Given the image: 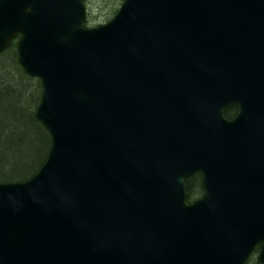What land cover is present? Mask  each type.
Segmentation results:
<instances>
[{
  "label": "water",
  "instance_id": "obj_1",
  "mask_svg": "<svg viewBox=\"0 0 264 264\" xmlns=\"http://www.w3.org/2000/svg\"><path fill=\"white\" fill-rule=\"evenodd\" d=\"M85 21L81 0H0V54L18 36L50 139L32 177L0 183V264H246L257 246L264 264V0Z\"/></svg>",
  "mask_w": 264,
  "mask_h": 264
},
{
  "label": "trees",
  "instance_id": "obj_2",
  "mask_svg": "<svg viewBox=\"0 0 264 264\" xmlns=\"http://www.w3.org/2000/svg\"><path fill=\"white\" fill-rule=\"evenodd\" d=\"M83 26L90 27L88 19ZM13 74L18 76L19 82L15 87L7 86V83L12 84ZM27 80L30 79L17 63L16 42L12 41L8 49L0 55V123L3 127L1 136L5 142L4 147L0 146V153L4 154V159H0V183L27 180L42 165L49 150V137L34 120V110L40 98V86L37 83V90L28 94ZM234 112V109L230 108L224 115L229 119ZM17 132L22 134L19 139L16 138ZM199 187V176H194L186 182L188 202L197 197ZM251 261L258 264L256 259ZM247 264H250V261Z\"/></svg>",
  "mask_w": 264,
  "mask_h": 264
},
{
  "label": "rangeland",
  "instance_id": "obj_3",
  "mask_svg": "<svg viewBox=\"0 0 264 264\" xmlns=\"http://www.w3.org/2000/svg\"><path fill=\"white\" fill-rule=\"evenodd\" d=\"M123 0H83V3L86 6L87 13H88V22L90 27H96L102 24L107 23L109 20L112 19V17L115 15L117 10L119 9L120 5L122 4ZM13 76V82L12 84L7 83L6 85H11V87H15L16 83L18 81V76L15 74ZM30 79V78H29ZM27 88H28V94L32 93L33 91L37 90V80L36 79H30L26 81ZM36 109V108H35ZM35 111V110H34ZM33 127V125H32ZM31 127V128H32ZM3 132V127L0 123V146L4 147L5 142L3 137L1 136ZM22 137L21 132H17L16 138L19 139ZM0 159H4V154L0 153ZM256 252L254 253V255ZM252 256L250 259V264H253L251 260H255L256 256Z\"/></svg>",
  "mask_w": 264,
  "mask_h": 264
},
{
  "label": "bare ground",
  "instance_id": "obj_4",
  "mask_svg": "<svg viewBox=\"0 0 264 264\" xmlns=\"http://www.w3.org/2000/svg\"><path fill=\"white\" fill-rule=\"evenodd\" d=\"M230 108H231V109H234V111H235V112H234V115H233L231 118H229L230 120H233V119L236 117L237 113H238V109H237L236 106H231V107H228V108L224 109V110H223V113L225 114V112H226L228 109H230ZM45 159H46V158H45ZM44 161H45V160H44ZM42 164H43V163H42ZM40 167H41V166H40ZM40 167H39V168H40ZM39 168H38V169H39ZM37 171H38V170H37ZM37 171H36V172H37ZM36 172H35V173H36ZM35 173H34V174H35ZM34 174H33V175H34ZM33 175H32V176H33ZM32 176H31V177H32ZM29 178H30V177H29ZM29 178H28V179H29ZM28 179H27V180H28ZM27 180H25V181H27ZM186 194H187V190H186Z\"/></svg>",
  "mask_w": 264,
  "mask_h": 264
},
{
  "label": "flooded vegetation",
  "instance_id": "obj_5",
  "mask_svg": "<svg viewBox=\"0 0 264 264\" xmlns=\"http://www.w3.org/2000/svg\"><path fill=\"white\" fill-rule=\"evenodd\" d=\"M199 190H200L199 193H201V192H202V187H199ZM199 196H200V195L198 194L196 198H198Z\"/></svg>",
  "mask_w": 264,
  "mask_h": 264
}]
</instances>
